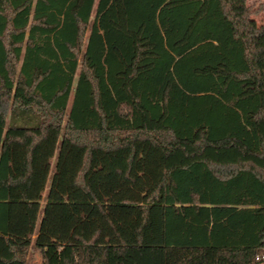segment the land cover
Instances as JSON below:
<instances>
[{"label":"trees","instance_id":"trees-1","mask_svg":"<svg viewBox=\"0 0 264 264\" xmlns=\"http://www.w3.org/2000/svg\"><path fill=\"white\" fill-rule=\"evenodd\" d=\"M260 12L0 0V264H264Z\"/></svg>","mask_w":264,"mask_h":264},{"label":"rangeland","instance_id":"rangeland-1","mask_svg":"<svg viewBox=\"0 0 264 264\" xmlns=\"http://www.w3.org/2000/svg\"><path fill=\"white\" fill-rule=\"evenodd\" d=\"M261 2H262V0H248V4H251L254 7H257ZM253 18L256 20V22L258 24L263 23V21H264V12H260L259 14L253 16ZM53 162H54V159H53ZM45 194L46 193L43 194V199L41 201V205L44 204ZM258 253L264 255V250H260ZM26 264H42V260H41L40 254L38 253V251H36L32 247L29 249V253L27 255Z\"/></svg>","mask_w":264,"mask_h":264},{"label":"built area","instance_id":"built-area-1","mask_svg":"<svg viewBox=\"0 0 264 264\" xmlns=\"http://www.w3.org/2000/svg\"><path fill=\"white\" fill-rule=\"evenodd\" d=\"M256 260H264V255L263 254H257L256 255Z\"/></svg>","mask_w":264,"mask_h":264}]
</instances>
